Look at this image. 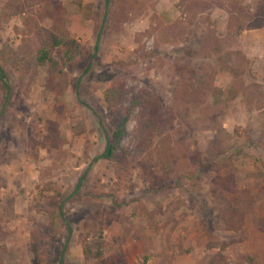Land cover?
<instances>
[{
    "label": "rangeland",
    "instance_id": "obj_1",
    "mask_svg": "<svg viewBox=\"0 0 264 264\" xmlns=\"http://www.w3.org/2000/svg\"><path fill=\"white\" fill-rule=\"evenodd\" d=\"M58 1L84 49L64 67L63 96L47 90L46 67L15 57L25 17L51 26L47 1L22 0L19 15L0 20L13 88L2 107L0 87V263L264 264V26L227 44L225 64L198 48L205 35L225 36L228 3L264 17V0ZM122 82L155 96L162 119L141 145L136 111L122 163L98 160L104 91ZM227 160L231 224L214 195Z\"/></svg>",
    "mask_w": 264,
    "mask_h": 264
},
{
    "label": "trees",
    "instance_id": "obj_2",
    "mask_svg": "<svg viewBox=\"0 0 264 264\" xmlns=\"http://www.w3.org/2000/svg\"><path fill=\"white\" fill-rule=\"evenodd\" d=\"M46 17L52 22L50 27L44 26L37 16L28 15L22 21L23 38L18 46L16 59L26 61V64H34L47 68L48 82L47 90L55 96H63L68 87V79L64 73V67L67 63L82 56L84 49L79 43L69 37L65 30V9L58 0H46ZM187 2V0H180ZM83 0H76V4L81 7ZM107 2V0H106ZM22 0H10L3 8L0 20L7 22L12 17L21 13ZM195 0L192 5L195 6ZM228 19L226 23V34L223 37L216 35H205L202 41L198 43V48L206 55H216L222 64H225L223 50L227 44L232 45L237 37L244 30L259 29L264 26V17L261 14L243 11L240 5L234 2L228 3ZM189 7V6H188ZM191 8V7H189ZM99 39V38H98ZM98 41V40H97ZM95 45V51L97 50ZM57 49L63 50L62 59L55 56ZM227 68V67H224ZM0 87L2 91L1 105L6 107L12 97V83L9 74L0 61ZM237 89H230L231 98L237 94ZM104 103L106 117L108 119L109 132L106 145L99 159L108 161L117 160L122 163L126 157L122 148V142L125 129L130 118L138 111L136 115L137 130L144 135L141 145L153 135L158 129V118L161 117V107L158 99L152 96L147 90H136L125 83L113 84L104 91ZM164 142L169 141V136H165ZM169 148V143H163V147ZM125 156V157H124ZM226 169L230 172L221 179L214 189L216 198L223 201L225 208L221 218L227 223L233 222V217L237 213L235 202L237 200L236 191L233 187L234 168L232 162L227 160L224 163ZM85 175L81 177L78 185L84 180ZM62 203L59 205V212L62 214ZM90 245H84L83 254L85 259L89 258ZM101 256L95 254L96 258ZM1 264V263H0ZM58 264H65L64 257H61Z\"/></svg>",
    "mask_w": 264,
    "mask_h": 264
}]
</instances>
